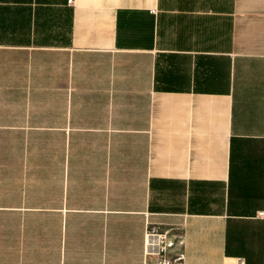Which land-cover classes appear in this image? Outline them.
Listing matches in <instances>:
<instances>
[{
	"label": "crops",
	"instance_id": "1",
	"mask_svg": "<svg viewBox=\"0 0 264 264\" xmlns=\"http://www.w3.org/2000/svg\"><path fill=\"white\" fill-rule=\"evenodd\" d=\"M264 264V0H0V264Z\"/></svg>",
	"mask_w": 264,
	"mask_h": 264
},
{
	"label": "built area",
	"instance_id": "2",
	"mask_svg": "<svg viewBox=\"0 0 264 264\" xmlns=\"http://www.w3.org/2000/svg\"><path fill=\"white\" fill-rule=\"evenodd\" d=\"M144 235V264L181 262L182 255L176 251L177 241L169 230L147 228Z\"/></svg>",
	"mask_w": 264,
	"mask_h": 264
}]
</instances>
